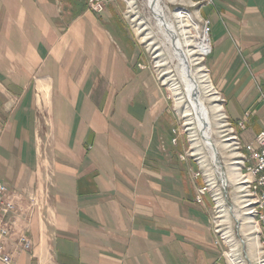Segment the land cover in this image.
I'll return each instance as SVG.
<instances>
[{
  "label": "crops",
  "instance_id": "0c3cea01",
  "mask_svg": "<svg viewBox=\"0 0 264 264\" xmlns=\"http://www.w3.org/2000/svg\"><path fill=\"white\" fill-rule=\"evenodd\" d=\"M51 4L0 0V183L15 205L1 244L11 264H226L210 229L211 198L199 192L204 180L196 177L192 189L185 164L157 163L149 149L151 112L139 121L133 113L138 104L118 105L119 118L106 124L95 108L67 109L73 98L77 104L85 97L78 85L82 63L79 58L74 72H67L75 57L48 40ZM214 5L220 15L210 21L219 30L211 32L206 63L225 98L227 117L244 120L241 140L251 142L264 129L251 126L256 108L264 106V0H215ZM116 51L110 48L111 92L127 94L132 88L135 93L127 55ZM55 55L62 61L60 73ZM41 93L59 99L57 110L53 101L49 110L55 153L47 200L41 168L46 159L32 144L37 129L30 126V108L39 104ZM31 196L40 197V204L31 205ZM21 234L30 239L29 250L22 249Z\"/></svg>",
  "mask_w": 264,
  "mask_h": 264
},
{
  "label": "rangeland",
  "instance_id": "374dc122",
  "mask_svg": "<svg viewBox=\"0 0 264 264\" xmlns=\"http://www.w3.org/2000/svg\"><path fill=\"white\" fill-rule=\"evenodd\" d=\"M51 1H53V4H51L53 9L50 10L52 31L51 34L47 35V38L54 46L66 47V54L71 53L75 57L76 63L71 64L67 72H74L75 64H77L79 58L80 63H82V78L78 85H80L79 88L83 87V92H81L85 94V97L80 96L77 104H75L73 98L67 105V109L88 107V110L92 111L95 108L100 115L99 119L108 120L106 124L111 119L114 120L115 117L119 118L118 105L138 104L133 109V113L139 121L143 116L146 117L145 112H151L155 123L152 134L149 135V138H153L149 149L153 150L157 163L164 164L167 161L169 164H185L183 171L186 180L191 182L192 189H195L197 185L196 177L204 180L205 185L202 187V191L207 192L208 197L211 198V202L207 203L210 229L215 235L214 245L219 249L221 258L226 264H234L227 257L231 251H234L232 256L234 262H237L236 264H255L253 259L256 247L255 240L252 237L253 234L245 226L240 229L237 226V220L234 219L239 215L238 213L234 214L235 207H232L236 200L234 197L236 172L235 164L232 161L237 151L226 145L229 141H224L227 138V135L224 134L229 132L230 127L226 125V113L223 106L225 98L212 82L209 67L206 63V58L211 50L205 55H200L198 65L193 66V68L197 69L198 66H201V73L209 78L212 89L217 96L218 92L221 96L220 98L218 96V99L214 102L205 100V104L210 108L215 103L220 109L217 112L214 111V113L211 110L209 118L212 122L211 136L216 144L217 157L222 169L211 162L205 147L201 146V152H194L190 135L191 130L189 125L186 124L187 116H183L184 105L176 104L179 95L177 96L172 89L173 86L179 84L175 64L160 44L162 37L157 34L155 22L150 18L144 0H98L102 6L101 11L93 10L89 6V0ZM160 3L166 8L167 16L174 18V21H176L174 15L179 12L184 14L185 17L183 16L182 21H185L183 23L187 31L186 36H189L190 39L202 37L203 23L209 21V44H211V32L219 30L213 21L215 16L220 15L214 5L215 0H160ZM83 12L86 13L83 14ZM80 14H83V16L78 17ZM210 18L213 19V23ZM73 19L75 21L72 22ZM220 20L223 21L221 18ZM175 23L178 25L177 22ZM71 24L77 26L73 27L74 25L71 26ZM60 27H65V31L61 32ZM95 41L98 44L94 43ZM235 43L236 41L234 45ZM92 44H94L93 50L90 49ZM110 48H115L116 53H119V55L121 54L124 57L127 55V65L133 70V80L136 81L135 93L132 92V88L127 94L111 92L115 88L113 86L114 80L110 77L109 55H113ZM61 63L59 55L56 56L54 58V68L59 73L63 70ZM247 64L249 66V63ZM124 66L126 67V65ZM43 95L44 93H41L39 104L30 108L32 111L30 126L37 129V132L31 133L33 146L38 145L37 153L43 157V160H48H45L41 166L44 173L42 178L45 180L42 186V194L44 195L43 199L47 200L46 187L54 184L51 161L55 153L52 149L53 126L51 125L49 110L52 101L53 110H57L59 99L56 95L54 98H46ZM233 104L231 103L232 106H234ZM114 107L116 108L114 109ZM236 114L239 115V111ZM253 119L251 126L264 125L263 105L256 108V116ZM241 130L237 128L239 135H241ZM141 142L143 144L144 139L143 141L141 139ZM142 147L144 146L142 145ZM221 170L225 174L230 173L227 176L229 180L225 186L223 185V177L221 178ZM225 191L228 193L227 198H225ZM39 198L31 196L29 203L37 206L40 204ZM230 206L232 213L229 209ZM222 208L223 210H220ZM237 218L245 220L244 216L241 215Z\"/></svg>",
  "mask_w": 264,
  "mask_h": 264
},
{
  "label": "bare ground",
  "instance_id": "6f19581e",
  "mask_svg": "<svg viewBox=\"0 0 264 264\" xmlns=\"http://www.w3.org/2000/svg\"><path fill=\"white\" fill-rule=\"evenodd\" d=\"M144 4L149 10L150 18L155 22L157 34L162 37L160 44L175 64L174 67L176 76L179 79V84L173 86L172 89L177 96L179 95L176 104L184 105L185 110L183 116H187L186 124L189 125V129L191 130L190 135L194 152H201V146H203L207 149L211 162H214L213 149H211V147L216 148V144L211 136L212 122L209 118V113L211 110L214 113V111L217 112L220 109L215 103L210 109L209 106L205 104V100L214 102L218 99V96L212 89L209 78L201 73V66H198L197 69L193 68V66L198 65L201 58L200 55H204L209 50L207 37L190 39L189 36H186L187 31L183 23L185 21H182L184 14L179 12L177 15H174L176 19V21H174V18L172 19L167 16L166 8L161 5L160 0H144ZM175 22H177L178 25H176ZM228 131V133L224 134L227 135L224 141H229L226 145L232 150L237 151V142L233 136V128H230ZM228 134H230L229 137ZM232 162L235 164L236 172L234 180V197L236 200L232 207H235L234 214L236 215V213H238L244 216L245 220H240L241 218L238 219V214L234 219L237 220V226L240 227V229H242L243 226L249 228L250 233L253 234L252 237L255 240L256 247L253 260L255 264H264V232L262 231L261 225L257 223L255 205L252 204V193H250L253 192L252 184L250 180L247 179V176H245L247 172L246 155L238 156L236 152ZM228 174L230 175V173L225 174L224 171L223 174H221V178L223 177V183L225 185H227L226 182L229 180V177H227ZM229 209L231 208L229 207ZM220 210H223V208ZM242 242L244 243V241ZM233 252L231 251L227 257L236 264L237 262L233 260Z\"/></svg>",
  "mask_w": 264,
  "mask_h": 264
},
{
  "label": "built area",
  "instance_id": "2783aa9c",
  "mask_svg": "<svg viewBox=\"0 0 264 264\" xmlns=\"http://www.w3.org/2000/svg\"><path fill=\"white\" fill-rule=\"evenodd\" d=\"M89 6L95 11H101L102 6L98 0H89ZM203 34L202 37H207L208 43V51L210 52V23L206 21L203 23ZM204 54V55H205ZM218 92V91H217ZM219 98L220 93L218 92ZM227 126L233 128V136L237 142V153L238 156L246 155L247 162V172L245 176L250 180L252 184V204L255 205V215L257 218V223L261 225L262 231L264 232V129L257 132L256 137L251 142H242L241 136L237 133V128L243 129L244 120L243 121H231L226 115ZM225 186V184L223 183ZM7 192V188L4 183H0V261L2 263L11 264V254L6 253L2 248V241L4 237H6L10 232V218H8L9 214L14 210V203L9 200L5 195ZM201 195L204 193L202 188L199 191ZM226 192V191H225ZM228 197V193L226 192V198ZM227 200V199H226ZM198 202H201L200 195L197 198ZM231 208V206H230ZM232 213V208H231ZM239 235V234H238ZM18 240L21 242V247L24 250H29L31 247V241L27 238L25 234H21L18 236ZM240 240V238H239ZM221 246V245H220ZM242 247V244H241ZM243 250V247H242ZM223 253V252H222Z\"/></svg>",
  "mask_w": 264,
  "mask_h": 264
},
{
  "label": "water",
  "instance_id": "95a60500",
  "mask_svg": "<svg viewBox=\"0 0 264 264\" xmlns=\"http://www.w3.org/2000/svg\"><path fill=\"white\" fill-rule=\"evenodd\" d=\"M211 149H213V155H214V162L213 163H215L218 167H220L222 169V165L219 162V159L217 157V150H216V148L211 147ZM221 174H223V170H221Z\"/></svg>",
  "mask_w": 264,
  "mask_h": 264
}]
</instances>
